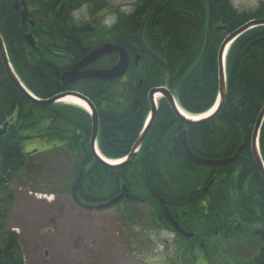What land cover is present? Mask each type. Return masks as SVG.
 Returning <instances> with one entry per match:
<instances>
[{
	"label": "trees",
	"instance_id": "trees-1",
	"mask_svg": "<svg viewBox=\"0 0 264 264\" xmlns=\"http://www.w3.org/2000/svg\"><path fill=\"white\" fill-rule=\"evenodd\" d=\"M152 1L139 0L135 13L121 17L111 32L118 40L126 23L125 43L138 44L125 47L130 59L126 81L90 79L74 86L97 111V147L105 158L127 155L143 126L144 114L131 109V94L138 93L139 79L143 94L149 88L165 85L187 113H204L217 101L216 58L224 38L249 20L264 18V1L239 11L231 0H210L211 28L203 52L207 1L158 0L143 29V42L166 62V74L138 41L137 26ZM35 6L42 11L37 10L38 13L50 10L45 2ZM53 12L55 17L56 11ZM34 18V47L21 38L27 29L20 30L16 14L9 11L0 14V34L17 79L34 96L45 99L68 89L69 84H63L48 67L47 60H54L50 52L54 44L47 47L41 37L40 28L45 29L41 14ZM227 48L226 95L221 110L208 121L185 126L161 100L156 124L161 120L163 127L153 124L132 162L118 169L105 167L88 149L91 121L86 111L73 105L56 103L46 107L26 100L9 80L0 58V127L7 122L0 134V264H24L18 233L6 229L4 222L14 198L12 185H25L24 177L30 168H35V164L30 167V158L40 155L36 150L25 152L22 147L21 141L32 137H44L51 142L47 154L60 150L62 156L73 157L75 173L86 168L77 190L84 201L110 199L118 195L124 183L129 196L119 204L144 201L150 206L155 227L171 230L148 188V179L150 188L165 200L173 218L180 220L181 228L194 234L190 239L181 237L178 260L183 258L180 251L185 249L190 262L195 263V242L200 238L216 247L221 240L243 243L255 236L259 242L257 250L264 253V174L254 162L250 147L251 129L264 105V26L241 33ZM136 55L139 60L134 65ZM53 66L61 68L59 62ZM183 130L189 148L197 156L228 158L242 145L239 157L227 164L198 165L184 155L180 144ZM57 140L63 144L53 145L52 141ZM257 141L264 164V119ZM208 257L211 256L206 254L204 258L210 261Z\"/></svg>",
	"mask_w": 264,
	"mask_h": 264
},
{
	"label": "rangeland",
	"instance_id": "rangeland-1",
	"mask_svg": "<svg viewBox=\"0 0 264 264\" xmlns=\"http://www.w3.org/2000/svg\"><path fill=\"white\" fill-rule=\"evenodd\" d=\"M259 1L264 0H231V3L241 11L252 9ZM158 100L159 97L155 98V103ZM21 142L25 152L36 150L40 155L30 158V167L35 164V168H30L24 177L25 185H12L14 198L5 215L4 227L18 233L24 264L203 263L199 255L195 263L190 262L186 253L177 259V248L183 240L173 242L170 233L152 229L148 204L122 203L103 210L78 207L68 192L76 175L74 158L62 156L60 150L45 153L51 142L44 137ZM90 200L86 198L87 202ZM257 244L253 237L243 245L227 240L222 244L218 241L216 247L210 244L211 257L207 263H249Z\"/></svg>",
	"mask_w": 264,
	"mask_h": 264
},
{
	"label": "flooded vegetation",
	"instance_id": "flooded-vegetation-1",
	"mask_svg": "<svg viewBox=\"0 0 264 264\" xmlns=\"http://www.w3.org/2000/svg\"><path fill=\"white\" fill-rule=\"evenodd\" d=\"M6 1H8L7 4H5ZM20 1L24 2L26 10L25 16L27 17L23 25H18L20 30L27 29L25 32H23L21 38L24 39V35L30 33L34 42H36V37L32 33V30H35L34 17L41 14L42 22L44 23L45 28H40V33L42 34L41 37L43 38L47 47L51 43L54 44L53 49L50 51L52 54L51 56L54 57V60L49 58L46 62L48 67L52 69L53 73L55 69L53 63L59 62L61 68L58 70L62 73L63 71L69 70L72 65L80 62V60L83 59V57H85L88 53L90 54L91 51L97 49L105 43L117 44L125 50V47L130 46L133 48L138 45L135 42L131 44L125 43L127 32L126 23L123 25V29L122 32H120V38L118 40L113 38L111 32L115 25L119 23L121 17L129 16L135 13L134 10L138 5L139 0H0V14H3L5 11H9L14 15L16 14L19 24V11L13 6L15 3L20 5ZM40 2H45L46 5L49 4L50 10L46 11V13H38V9L35 5H38ZM38 11L42 12L40 10ZM53 11H56L55 17H52V13H54ZM137 18L138 16H136L134 20ZM30 21L33 22V25L30 24ZM135 25L137 26L136 23ZM139 25L137 26L138 30ZM139 44L141 46L140 41ZM137 59L139 60L138 55H136L134 58V65H136V62L138 61ZM111 60L113 62L112 64ZM117 61L118 54H116V52L105 53L97 57L95 61L84 67L81 71L104 70L110 68ZM90 79L91 78L80 77V79H77L73 82L64 81L62 83H68L69 85L67 86L69 88L64 89L61 92L77 91L86 97L85 94H83L80 90L75 89L74 86L77 84L81 85V83ZM126 79L127 74L124 73V75L117 80L123 83L126 81ZM141 83L142 81L139 79L137 83L138 93L131 94L133 96L131 109L135 110L136 113H143L144 119H146L147 116L150 118L149 114L151 112L150 101L152 103V100L149 99L147 94L151 88H149L146 93L143 94L142 90H144V88L142 87ZM161 100L167 105V101H165L163 98H160L158 103H155V116L152 120V123L150 124V128L153 126V124H155L157 127H163L161 120L156 124L158 115L157 113L162 110L160 107ZM173 121L174 119L170 120L169 123ZM56 143L63 144V141L57 140ZM125 193H127V187L125 188ZM140 203L147 204L144 201H141ZM176 222L181 226L180 220L179 222ZM160 231L170 233L173 237V242H176L177 239L179 240L172 230L170 231L168 229H160ZM208 247L210 248V245H207L206 238H200L195 242L196 252L202 257H205V255L208 254ZM251 256L252 258L248 264H264V253L260 254L259 251L256 250Z\"/></svg>",
	"mask_w": 264,
	"mask_h": 264
},
{
	"label": "water",
	"instance_id": "water-1",
	"mask_svg": "<svg viewBox=\"0 0 264 264\" xmlns=\"http://www.w3.org/2000/svg\"><path fill=\"white\" fill-rule=\"evenodd\" d=\"M158 0H153L152 4L150 5V7L148 8V10L146 11L143 19L141 20L140 23V27H139V40L140 43L143 47V49L145 50V52L147 54H149L151 57H153L157 62H159L162 67L165 69L164 72L168 73V68L165 62L162 61L161 58H159L157 55H155L153 52H151L146 45L144 44L143 39H142V32H143V28L144 25L146 24V20H148V17L151 14L152 9L154 8V6L156 5ZM207 4H208V19H207V27H206V33H205V42H204V47H203V52H204V48L206 47L207 41H208V36H209V30L211 28V15H212V5L210 0H206ZM15 7L16 10L19 11V24L23 25V23L26 20V10H25V6H24V2L20 1V5L15 3V5L13 6ZM33 25V22H30ZM256 26H264V18H257V19H252L248 22L245 23V25L243 24L242 26H239L238 29L234 30V32H232L231 34H229L227 37L224 38L223 42L220 45V48H218V54H217V62H218V75L219 78L217 79L219 81V85H218V104L216 107V111L213 114H210L209 116L202 118V119H192L191 117H187L184 114L180 113L179 109L177 108L173 96L171 93H169L170 91L165 88V87H157V88H152L148 94V97L150 100H152V96L154 95V93H160L163 98L167 101V103L169 104L170 108L173 110V112L176 114V116L178 117V119H180L183 123H185L186 125H193V124H197V123H201L204 122L210 118H212L213 116H215L219 110L222 107L223 101L225 99V92H226V87H225V76H224V66H223V57L225 55V51H226V47H228V45L236 38V36H239L241 33L247 31L248 29H251L253 27ZM216 29H219V27H215ZM26 42L28 44H30L31 46L34 45L33 39L31 37V34H26L24 36ZM111 52H116V54H118V61L117 63H115L114 66H112L109 69L106 70H89V71H81L84 67H86L87 65L91 64L97 57L105 54V53H111ZM0 57L4 66V70L9 78V80L16 86V88L21 92V94L26 98V100H30V102L39 105V106H50L53 105L54 103L61 101V99H63V97L66 96H74L78 99H80L81 101H83L86 106L88 107L89 111H90V115H91V135H90V139H89V149L91 150L94 159L98 160L99 162H101L102 164L105 165V167H109L112 169H116V168H120L123 167L127 164H129L133 158L135 157L140 145L143 142V139L145 137V135L147 134V131L150 127V124L152 123V120L155 116V107L153 105V102L151 103L150 101V105H151V112L149 115H151V118L148 122V124H146L147 126H145V128L141 131V133L138 135V138L135 140L133 146H131V150L129 152V154L126 156V160H124L121 163H111V162H119V161H108L106 159H103V157H101L97 151L94 149L95 148V141H96V135H97V131H98V117L97 116V112L95 110V108L93 107V104L86 98L84 97L81 93L76 92V91H66V92H62L59 94L54 95L51 98H47V99H37L35 98L29 91H27V89H25V87L21 84V82L19 81V79H17L15 73L13 72L11 65L8 62L7 59V54L4 48V44H3V40L1 39V35H0ZM129 63V59H128V55L125 51L124 48L115 45V44H109V43H105L104 45L98 47L97 49L93 50L92 52H90V54L88 53L85 57H83V59L80 60V62H77L76 64L72 65L71 68H69V70L67 71H63L62 73L58 72L55 69V73L60 77L61 81H69V82H73L77 79L81 78H95V79H101V80H111L114 78H118L121 77L123 75V73H125V71L127 70L128 64ZM261 110H259V113L257 115V118L255 119V124L254 127L252 129V135H251V140H250V147H251V151L253 153L254 159L257 163V165L259 166V168L261 169V172L264 173V166L263 163L261 162L260 156H259V152L257 151V137H258V133H259V128L261 126L262 123V118H264V105L262 108H260ZM7 123H4L2 128H0V134H3L5 127H6ZM185 131H183L182 134V138H181V143H182V148L184 151V155H186L191 161H193L196 164H200V165H204V166H213V165H219L221 164H227V163H231L233 161H235L242 149V145H240L238 147V149L235 151V153L228 157V158H221V159H212V158H205V157H200V156H196L195 154H193V152L190 150L188 144H187V140H186V135L184 134ZM84 170L82 169L79 174L77 175V177L75 178V181L72 185V195L74 200L81 206L91 209V208H95V209H102V208H108L110 206H112L113 204L118 202V199L122 198L125 194V188L126 185L122 184L120 185V193L118 194V196H114L113 198L105 201V202H101V203H95V204H88L85 203L84 201L81 200V198L78 195V187L80 184V180L82 179ZM155 197L161 204V208H162V212L164 215V218L167 220V222L172 226L171 228H173L177 233L181 234L184 236V238H190L193 237L191 232H186L183 229H181V227L176 223V221L174 220V218H172L173 216L171 215L170 210L167 208V206H165V200L163 198H160L158 195L154 194Z\"/></svg>",
	"mask_w": 264,
	"mask_h": 264
},
{
	"label": "bare ground",
	"instance_id": "bare-ground-1",
	"mask_svg": "<svg viewBox=\"0 0 264 264\" xmlns=\"http://www.w3.org/2000/svg\"><path fill=\"white\" fill-rule=\"evenodd\" d=\"M159 96H160L159 94H156L155 95V98L157 99V97H159ZM60 102H64V103L76 105V106H79L80 108H83V109L88 110L86 104L83 101H81L80 99H78V98H76L74 96H71V97L70 96L63 97V99H61ZM177 106H178V104H177ZM178 108L181 111L180 113L184 114L187 117H191L192 119L204 118V117L210 115L213 112V110L215 109V107H214L211 110H209L206 113L201 114L199 116H189V114L185 113L179 106H178ZM251 135H252V132H251ZM111 163H118V162H111Z\"/></svg>",
	"mask_w": 264,
	"mask_h": 264
}]
</instances>
